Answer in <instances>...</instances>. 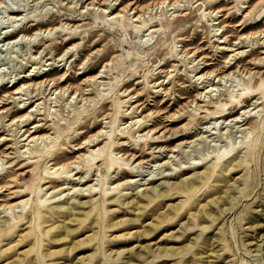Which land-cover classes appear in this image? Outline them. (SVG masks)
<instances>
[{"label": "rangeland", "instance_id": "rangeland-1", "mask_svg": "<svg viewBox=\"0 0 264 264\" xmlns=\"http://www.w3.org/2000/svg\"><path fill=\"white\" fill-rule=\"evenodd\" d=\"M12 2L38 15L12 38L50 26L67 36L50 48L34 47L37 41L7 44L1 10V93L19 75L42 68L60 84L32 91L31 118L49 138L24 146L23 131L8 121L23 103L6 97L9 111L0 110V152L8 153L2 158L30 171L20 176L0 160L3 184H17L0 193V264H264V96L252 92L255 83L245 73L264 74V0ZM130 8L144 13L140 28ZM205 73L217 74L219 90L204 93L212 83L198 78ZM193 102L208 106L198 110ZM223 110L227 114L211 119L210 111ZM185 123L187 135L168 132L165 143L147 145L154 131L173 132ZM100 129L97 145L77 150ZM107 154L113 163L104 180L97 171H86L80 182L59 174L65 167L54 172L81 155L72 166L90 159L101 165ZM37 198L43 201L38 210ZM112 223L118 225L109 228Z\"/></svg>", "mask_w": 264, "mask_h": 264}, {"label": "bare ground", "instance_id": "bare-ground-1", "mask_svg": "<svg viewBox=\"0 0 264 264\" xmlns=\"http://www.w3.org/2000/svg\"><path fill=\"white\" fill-rule=\"evenodd\" d=\"M12 2V0H0V13L2 12L1 10H4V13H6V18H7V26L4 27L3 26V29H4V36H3V42H6L7 44L8 43H14V42H21L22 45H28V44H34V42L37 41V43L34 44V47L38 48L40 47L41 45L44 46H47V48H50L52 46V43L53 42H56L58 39L64 37L66 38L67 36V33H65V29L63 28H60L58 26H50V27H46V28H40L36 31H34V33L30 34V35H26V34H20L19 38H12V35L14 33H16L17 31L20 30V28H23L24 24L28 23V22H32L34 20H37V16L36 13L33 15L28 9H25L22 8L20 6L14 8L13 6H10V3L9 2ZM108 1L109 3L112 2V0H106ZM13 3V2H12ZM103 3V2H102ZM14 4V3H13ZM130 4V3H129ZM110 6V5H109ZM140 8V7H139ZM156 8V7H155ZM107 10L110 9V7H107L106 8ZM139 10V9H138ZM149 10V9H148ZM152 10V9H151ZM150 10V11H151ZM129 12L132 11V13H136V15L134 14L133 16V22H137L136 24H134L135 27L137 28H140V18L141 16L144 14V13H139L137 11H134L132 8H130L128 10ZM161 11V10H160ZM108 16L111 17V18H116L119 15V12H115V11H109L108 12ZM4 22L0 20V26L3 24ZM10 27H12L11 30H7L9 29ZM150 30V32H153L155 31L156 29H146L145 31H148ZM245 36V35H244ZM240 37V36H239ZM263 38V37H262ZM70 38H67L66 39V42L69 41ZM247 40V39H246ZM71 42V41H70ZM220 44H224L225 41L224 40H220L219 41ZM235 43V42H234ZM66 44V43H65ZM239 44V43H238ZM233 45V44H232ZM77 44L76 43H73L71 46L68 47V49L65 50L64 54L61 56V59L59 60L60 63L61 61L64 60V56L67 55L68 53L72 52V49L73 48H76ZM229 47V46H228ZM233 47V46H232ZM220 49L222 50H229V51H237L238 48L236 49H232V48H225V46H222L220 47ZM49 50V49H48ZM76 50V49H75ZM239 50V49H238ZM123 51H127L125 49V47L123 48ZM44 52V50L42 51ZM42 52H40L39 54H42ZM243 51H238L237 53H234L232 54L231 56H236L238 55L239 53H242ZM46 56V53L44 54L43 57ZM70 56H67L65 58V62H64V65L67 64L68 62V59H70ZM36 58L37 57H34V60L36 61ZM54 57H48L47 60H52ZM40 60H41V57H40ZM54 62L53 63H48V65H52V64H56V60H53ZM73 62H76L75 59ZM226 62V61H225ZM39 62H33V64L37 65ZM227 63V62H226ZM58 64V63H57ZM225 64V63H224ZM63 65V64H62ZM63 65V66H64ZM72 65V63H71ZM226 65V64H225ZM58 66V65H55V67ZM60 66V65H59ZM36 67L34 66V69ZM64 68V67H63ZM230 68V65L228 67V69ZM207 69V68H206ZM45 68H42V71L43 73H39V71H35L33 73H29V74H24V75H19L15 81H10L9 83H7V90L3 93L2 90H0V103H2V105H0V110L1 112H8L9 110H6L3 105L6 103L5 100H6V97L8 98H13V102L14 104L17 106L18 103H23V106L21 107H17L16 109V115L10 119H8L9 121V125L12 126L14 125V122H16V129H18V132L20 133L21 131H23L21 133V141H24L26 142L24 146H28L30 143H35L37 142L38 140H44L45 138H49V135H44V134H40V132H42V129L40 128V125H38V123H35L34 120H35V117L31 118V115L32 114V105L36 102V100H33V97H35L36 95H32V91H39L40 88L42 86H44L46 83H52V85H54L55 89L58 88L59 86V82L57 81L56 78H50L48 79L47 76L50 75V72L49 71H44ZM227 70V69H226ZM34 71V70H33ZM240 71V70H239ZM56 72V71H55ZM241 72H244V70H242ZM82 73H85L82 72ZM235 72H230L229 74H225L223 76H221L219 78V80L221 79H224L225 77H229L230 75H234ZM245 73H248L249 75H251L252 77V80L254 81L255 85V89H253L252 92H255L257 90H260L264 96V74H260L259 72H256V71H246ZM53 74V73H52ZM219 75V74H218ZM21 76V77H20ZM217 76L214 75V78ZM211 77H213V73H205V74H199V79H203V80H207V82L212 79ZM214 78L212 79V83H210L209 85L207 86H204V88H208V90H204L205 94H209L211 93L213 90H219V85L216 84V82L214 81ZM62 79V78H61ZM97 79V76H93L92 78L88 77L86 78V81H93ZM66 80L64 79L63 82H65ZM162 83V82H161ZM206 83V82H205ZM70 86H67L65 87L64 89H59L58 92L59 93H63L64 92H67L68 90H70ZM203 91V90H202ZM21 94V95H25L27 98L26 100H23L21 99L20 101H18V95ZM202 92H199L198 95L199 97L202 96ZM238 96H241L240 94ZM257 99V98H256ZM29 102L26 104L25 101H28ZM228 102H230L229 99H223V102H221V104L223 105H226ZM195 103V107L198 109V110H203L204 108H207V104L205 103H196V102H193ZM238 105H240L242 108V104H243V100H240L237 102ZM34 108V107H33ZM28 109H30L28 111ZM37 109V108H36ZM210 109V108H209ZM212 109V108H211ZM254 109V108H252ZM27 110V111H26ZM215 110V109H213ZM179 112V111H178ZM225 110L221 111V112H217V111H210L209 114L210 115H215L212 118H220L222 116H224V114H227V113H224ZM230 112V111H229ZM11 113V116L14 115V112H10ZM223 114V115H222ZM176 115V114H175ZM165 118V117H164ZM238 118V117H236ZM33 120L32 122L28 123L29 121ZM142 118L140 119H136L134 120V124H139L141 122ZM189 121V120H188ZM244 121V120H242ZM197 122V121H196ZM243 123V122H242ZM21 126H19V125ZM200 124V123H198ZM29 126H33V127H29ZM140 126V125H139ZM171 126V125H170ZM192 128V126H191ZM104 130V129H103ZM154 130V129H153ZM156 130V129H155ZM161 130V129H160ZM160 130L158 131H154L156 132L157 134L153 135L151 137V139H149L148 141L146 140V143L147 145L150 147V145H153V144H156V145H159V144H162V143H165L167 141V133L169 132V135L170 136H173L175 135L176 133H180V135H178V139L187 135L189 132H188V123H185L183 124L182 126L179 127V129H177L176 131H173V132H170L169 130H162V132H160ZM152 130H148V132H150ZM2 132V131H1ZM160 132V133H159ZM44 133V132H43ZM103 131L102 129H100L96 134L90 136L88 139H86L84 141V145L82 146H79L77 148L78 151H81L83 150L84 148H89V147H94L95 145H97L99 143V141L101 139L100 136L103 135ZM175 137V136H174ZM4 140H7V139H4ZM178 141V140H177ZM181 146V145H180ZM164 148L167 149L166 145L164 146ZM154 149V148H153ZM159 152V151H157ZM226 154V157H230V151H226L225 152ZM8 153L7 152H4V153H1L0 152V160L2 161V164H10L9 167L10 168H13V167H16L14 170L15 171H19V175L20 176H25L27 173H29L30 171L28 170H25V171H22V168L25 167L24 164H21L19 166H16V164L14 165H11L12 162H10L9 160L8 161H5L4 162V158H2L3 156H7ZM108 155V154H107ZM86 156V155H81L77 158H81L80 162H77V161H73L71 162L70 164L66 165V166H59L57 168H55L54 172H58L60 169H63V167H65V171H61L59 174H62V173H66L67 175L65 176L66 179H68L69 181H78L80 182V180H85V176L83 174H85L86 171H89L90 173H93L95 171H97V176L100 178H98L97 180H104L105 179V176H109V171L110 169L112 168V163L113 161L109 158V155L108 157H106L104 159V163L101 164V165H98V164H95V163H92V161L94 159H90L88 160V164L87 165H84V164H81V166L79 165H76V166H72V165H75L76 163L80 164L83 157ZM93 156V155H92ZM123 155H121L119 158H121ZM94 157V156H93ZM127 158L130 157L128 159V162H130L131 160H133V158L136 157V155H128L126 156ZM96 158V157H94ZM135 160H133L134 162ZM151 162V161H150ZM140 163V162H139ZM132 164V163H131ZM85 166H89V169H84ZM69 168V170H68ZM53 169V168H52ZM14 170L12 172H14ZM72 172H74V174H71ZM90 173H88V176H90ZM35 175H37V173H35ZM208 175V174H207ZM87 176V177H88ZM38 177H35V178H30L28 180H35L37 179ZM108 180V179H106ZM5 182V176L0 174V193L2 192H6V191H9V190H14L16 189L17 187V184L14 182V181H11L10 183L8 184H3ZM49 181H46L45 185L49 186ZM2 184V185H1ZM72 184V183H71ZM149 183H145V185H148ZM77 185V184H76ZM81 185V184H80ZM178 186H180L179 184H177ZM43 186V185H42ZM41 186V187H42ZM83 186V185H82ZM41 187L39 189H41ZM37 188V187H36ZM180 188V187H179ZM182 188V187H181ZM107 195V192L106 190H103L102 191V201H103V205H105V202L107 200V198H105V196ZM94 196V195H93ZM9 200V199H8ZM37 210L39 208H41L43 205H41L40 203L43 202L40 198H37ZM27 213V211H25ZM104 215V214H103ZM208 215V214H207ZM103 218V217H102ZM135 221V220H133ZM138 221V220H137ZM136 221V222H137ZM118 224L117 223H112L110 224L108 227L109 228H113L115 226H117ZM169 228V227H168ZM115 230V229H114ZM3 229L1 228L0 229V232H2ZM27 247V246H26ZM26 249V248H25Z\"/></svg>", "mask_w": 264, "mask_h": 264}]
</instances>
